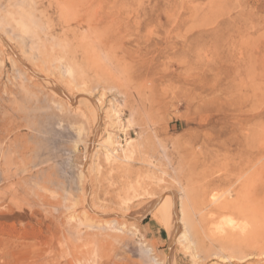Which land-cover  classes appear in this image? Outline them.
Wrapping results in <instances>:
<instances>
[{
  "label": "rangeland",
  "instance_id": "obj_1",
  "mask_svg": "<svg viewBox=\"0 0 264 264\" xmlns=\"http://www.w3.org/2000/svg\"><path fill=\"white\" fill-rule=\"evenodd\" d=\"M0 264H264V0H0Z\"/></svg>",
  "mask_w": 264,
  "mask_h": 264
},
{
  "label": "bare ground",
  "instance_id": "obj_2",
  "mask_svg": "<svg viewBox=\"0 0 264 264\" xmlns=\"http://www.w3.org/2000/svg\"><path fill=\"white\" fill-rule=\"evenodd\" d=\"M3 39H1L2 41ZM4 45L6 46V48L10 51V53L15 57V59L18 60V57L16 56V54L14 53V51L12 50V48L10 46H8V44L6 42H4ZM94 113V111H93ZM95 116V115H94ZM96 117V116H95ZM230 117V116H229ZM242 126V125H241ZM112 134V133H111ZM243 139V138H242ZM108 141L110 142V138H108ZM237 142V141H236ZM111 144V143H110ZM234 144V143H233ZM239 145L237 146H242L240 148V150H242V152L244 153V144H245V140H239L238 142ZM222 147V146H221ZM242 153V154H243ZM232 154V153H231ZM234 154V153H233ZM243 164V166H241ZM233 165V164H232ZM244 161L241 162V164L239 165L238 164V168L240 169V171L242 172L243 169H245L244 167ZM239 171V172H240ZM259 189V188H258ZM255 192V191H254ZM259 191L257 192L256 191V194H258ZM216 195V194H215ZM215 195H211L212 198H211V203L215 202L218 200V197H216ZM255 196V195H254ZM236 198V197H235ZM240 198V197H239ZM172 199V198H171ZM234 199V198H233ZM240 200V199H239ZM162 201H160L161 203ZM241 202V201H240ZM243 203H245V201H242ZM158 204V208L156 209L155 207V210L154 211V215L156 217V219L159 221V223L163 224L164 222H167L168 223V229H169V237H172L173 235V232H174V220L176 218V213H175V209H174V206L173 204L171 203L170 199H168L167 203H168V206L165 208L164 206H161L160 205L162 204ZM242 205V204H241ZM241 205L239 204V201H238V198L237 199H234V200H228V199H224L220 202L217 203V205L215 206L216 209H218L219 211L220 210H230V211H233V212H242L243 211V208L241 207ZM263 205V204H262ZM248 206V205H247ZM251 206V205H250ZM253 206V205H252ZM246 208V207H244ZM245 210V209H244ZM246 212V211H245ZM242 214V213H241ZM230 222V221H228ZM232 222V221H231ZM230 222V223H231ZM233 223V222H232ZM231 223V224H232ZM234 232V231H233ZM230 229V231L226 234V236H224L223 238V242L224 244H226L227 246L230 244V245H233V244H240L242 243L241 241H243L242 238H240L239 236L237 237L235 233H233ZM241 232V231H239ZM242 234V233H241ZM244 235V233H243ZM252 235V234H251ZM242 236V235H241ZM249 242V241H248ZM247 242V243H248ZM242 245V244H241ZM240 245V247H241ZM244 247V246H243ZM239 248V247H238Z\"/></svg>",
  "mask_w": 264,
  "mask_h": 264
}]
</instances>
